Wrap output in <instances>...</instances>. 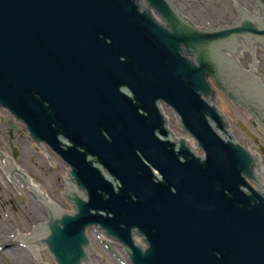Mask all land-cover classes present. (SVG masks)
Returning a JSON list of instances; mask_svg holds the SVG:
<instances>
[{
	"label": "water",
	"instance_id": "1",
	"mask_svg": "<svg viewBox=\"0 0 264 264\" xmlns=\"http://www.w3.org/2000/svg\"><path fill=\"white\" fill-rule=\"evenodd\" d=\"M253 1L260 14L200 28L172 0H0V105L86 193H68L73 214L48 207L35 239L58 264L90 262L93 226L132 264H264L257 158L230 137L211 82L260 107L264 87L227 55L264 45V0ZM160 104L203 157L172 139Z\"/></svg>",
	"mask_w": 264,
	"mask_h": 264
},
{
	"label": "rangeland",
	"instance_id": "2",
	"mask_svg": "<svg viewBox=\"0 0 264 264\" xmlns=\"http://www.w3.org/2000/svg\"><path fill=\"white\" fill-rule=\"evenodd\" d=\"M172 3L177 5L178 11H183L184 16L200 27L232 26L240 19V8L252 15H256L260 10L253 0H172ZM254 52L257 59H264L262 49L257 47ZM242 62L245 67L251 62L248 51L242 55ZM259 69L264 74V68ZM218 95L220 109L231 122L233 137L250 152L259 156L257 160L259 168L262 166L264 169V154L254 144L253 139L238 127L239 123L246 126L245 116L233 108L220 90ZM165 111L175 137L181 138L182 134L193 144L195 151L203 154L196 145L197 142L179 126L173 111L167 107ZM254 136L259 138L257 134ZM31 150L36 151L34 147ZM32 152L26 146L20 156L23 163L27 164L26 173L40 186L46 199H51L63 212H70L72 207L63 198L64 190L67 188L64 180L67 165L54 156L45 158L41 154V149L38 150L39 155H32ZM57 190H60V193H57ZM29 191V187L23 183L14 184L5 177L0 178V264H57L45 245L33 241L40 237L42 229L48 224L47 206L51 205H48L44 198L37 200ZM34 227L35 230L29 233ZM90 232L93 237V252L95 251L90 264H129L120 245L105 242L96 235L95 229ZM33 246L40 249L39 254ZM109 246L118 252L120 260L119 258L116 260L108 253Z\"/></svg>",
	"mask_w": 264,
	"mask_h": 264
},
{
	"label": "flooded vegetation",
	"instance_id": "3",
	"mask_svg": "<svg viewBox=\"0 0 264 264\" xmlns=\"http://www.w3.org/2000/svg\"><path fill=\"white\" fill-rule=\"evenodd\" d=\"M262 49L264 52V48L258 47ZM252 62V55L249 53ZM259 59V58H258ZM251 62L247 65L250 66ZM260 67L264 68V59H259V64L257 65V72L261 76L262 81L264 82V74L261 73ZM224 96L228 99V101L232 104L233 108L239 113L245 116L246 126L239 123L238 127L244 134L249 136V138L253 139V142L256 146H258L261 152L264 154V98L262 97V103L256 111L248 110L241 106H238L228 95H225L223 91H221ZM217 100V99H216ZM227 121L229 122V133H233L231 128V122L225 114ZM257 134L259 138H256L254 134ZM234 134V133H233ZM261 141H259V140ZM39 146L45 145V149L50 152V155H44L43 152L41 153L45 158H58L61 160L62 163L66 164L58 155L57 153L45 142L39 143L34 140L25 125L24 122L15 119L12 114L10 113L9 109L4 106H0V178L5 177L11 182L18 184L23 183L24 185L28 186V178L32 181L31 177L26 173L27 164H24L20 156L22 154V150L28 146L30 151L32 152V148L36 150L32 152V155H39L38 150ZM36 145V146H35ZM247 148V147H246ZM43 151V150H42ZM41 152V151H40ZM27 154V153H26ZM35 166V165H34ZM67 177L68 172L66 169V176L64 178L65 183L67 184ZM35 183L36 181L33 180ZM37 184V183H36ZM38 189L30 190L29 192L40 201V198L37 197V194L43 195V191L41 190L40 186L37 184ZM66 190V189H65ZM64 190L63 198L68 203L69 206L73 209V204L66 200V192ZM57 193H60V190H57ZM51 200V199H50ZM108 253L115 258V256L107 249Z\"/></svg>",
	"mask_w": 264,
	"mask_h": 264
},
{
	"label": "bare ground",
	"instance_id": "4",
	"mask_svg": "<svg viewBox=\"0 0 264 264\" xmlns=\"http://www.w3.org/2000/svg\"><path fill=\"white\" fill-rule=\"evenodd\" d=\"M42 150H43L42 152H43L44 155H50V152L47 151L48 149L47 150L46 149H42ZM50 156L48 158H50ZM28 185H29V187L34 188V189L36 188V189H38L40 191V189L38 188L37 184L33 180L32 181L29 180ZM35 225H38V224H35ZM34 230H35V227H34V229L30 230L29 233H32ZM33 249L39 254V252H40L39 250L40 249L37 246H33Z\"/></svg>",
	"mask_w": 264,
	"mask_h": 264
}]
</instances>
